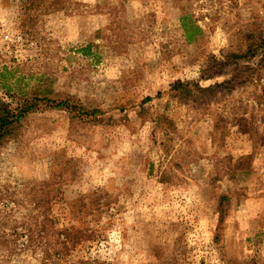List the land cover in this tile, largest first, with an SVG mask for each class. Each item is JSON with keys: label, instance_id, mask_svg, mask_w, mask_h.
<instances>
[{"label": "rangeland", "instance_id": "rangeland-1", "mask_svg": "<svg viewBox=\"0 0 264 264\" xmlns=\"http://www.w3.org/2000/svg\"><path fill=\"white\" fill-rule=\"evenodd\" d=\"M252 44L264 0H0V105L98 109L0 145V264H264V63L225 56Z\"/></svg>", "mask_w": 264, "mask_h": 264}, {"label": "trees", "instance_id": "trees-1", "mask_svg": "<svg viewBox=\"0 0 264 264\" xmlns=\"http://www.w3.org/2000/svg\"><path fill=\"white\" fill-rule=\"evenodd\" d=\"M189 22V21H188ZM188 22L183 21L182 28L185 33V36L188 41L192 40V36L194 33H200V28L193 27V31L188 28ZM85 50V49H84ZM83 50V51H84ZM226 61L230 65H238L240 61H252L257 59V65H262L264 63V51H260V48L255 47L254 44L247 47V49L238 52H228L226 55ZM203 77H207V79H211L212 76L203 75ZM235 80V76L233 75L227 80L224 81H216L212 84L206 85L204 87H200V91H209L215 92L219 88H229L232 86ZM191 84L199 86L198 83L192 82ZM189 83L183 82L181 80H177L172 83L171 91L177 92V94L187 96L193 94L188 89ZM11 90V89H9ZM5 91L6 98L1 100L0 105V145L4 144L7 140L11 138H16L17 132L20 130L23 121L27 118L30 113L36 112L40 109H60L72 117H92L96 116L98 113V109H86L79 102L74 101L71 96H66L62 99H52L47 98L45 96L32 95L31 97H26L21 95L18 101L14 106H11L12 101L8 99V97L15 99L16 96L10 93L11 91ZM175 93L172 95L174 96ZM90 120V119H87ZM152 121L154 122V130L158 132L161 129L164 135H168L169 126L173 127V121L169 120L164 113L156 114ZM166 124H163L165 123ZM163 146L165 145L164 141L161 143ZM222 221V214L219 217V222ZM218 228V227H217ZM215 239L218 240L217 236ZM249 264V263H243Z\"/></svg>", "mask_w": 264, "mask_h": 264}]
</instances>
